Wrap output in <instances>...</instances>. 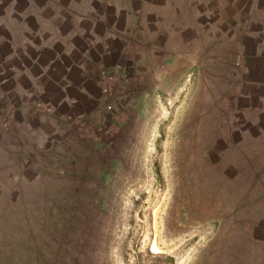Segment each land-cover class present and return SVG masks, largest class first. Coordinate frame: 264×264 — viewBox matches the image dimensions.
Instances as JSON below:
<instances>
[{"label": "rangeland", "instance_id": "1", "mask_svg": "<svg viewBox=\"0 0 264 264\" xmlns=\"http://www.w3.org/2000/svg\"><path fill=\"white\" fill-rule=\"evenodd\" d=\"M67 3L0 0L1 125L8 99L19 109L57 98L36 94L33 80L49 64V80L61 79L77 58L65 55L68 43L83 49L82 40L63 37L78 25ZM55 19H63L60 28ZM117 67L116 81L124 80L125 67ZM174 74L167 99L142 118L127 106L118 118L119 102L108 112L107 98L110 119L75 122L51 153L31 158L37 168L26 177L20 167L0 168V264H264V190H254L262 184L235 149L238 135L230 143L223 139L230 133L218 134L229 131L223 119L197 116V80ZM8 159L0 152L1 167L16 165Z\"/></svg>", "mask_w": 264, "mask_h": 264}, {"label": "crops", "instance_id": "2", "mask_svg": "<svg viewBox=\"0 0 264 264\" xmlns=\"http://www.w3.org/2000/svg\"><path fill=\"white\" fill-rule=\"evenodd\" d=\"M67 5L69 21L78 25L63 37L82 40L83 49L68 43L65 55L77 58L63 67L61 79L49 80L53 65L49 64L33 80L36 94L54 91L55 101L36 100L31 108L24 102L16 109L8 99L0 124L4 131L0 152L16 165L8 161L0 168L9 173L10 165L20 167L26 177L29 169L37 168L31 158L51 153L75 122L97 127L103 116L110 119L113 114L104 107L108 99L119 102V113L127 106L134 117L142 118L166 98L174 72L181 71L186 79L192 75L197 80V116L205 111L212 121L223 119L221 124L229 131L218 134L230 133L224 141L232 143L231 135H238L235 149L244 153L252 182L262 184L255 192H263L264 0H68ZM62 20L55 19V27L60 28ZM82 23L88 28L78 29ZM116 66L125 67L127 76L116 81L111 96L105 97L100 71ZM208 70L212 74L205 81L203 73ZM62 107L67 113H61Z\"/></svg>", "mask_w": 264, "mask_h": 264}, {"label": "built area", "instance_id": "3", "mask_svg": "<svg viewBox=\"0 0 264 264\" xmlns=\"http://www.w3.org/2000/svg\"><path fill=\"white\" fill-rule=\"evenodd\" d=\"M120 68H104L100 71V80H99V84H100V88L102 91L103 96L105 97H110L111 93V87L112 85L116 82V80L118 79V76L120 75ZM108 112H114L115 111V106L114 103L109 100V104H107L106 107Z\"/></svg>", "mask_w": 264, "mask_h": 264}, {"label": "bare ground", "instance_id": "4", "mask_svg": "<svg viewBox=\"0 0 264 264\" xmlns=\"http://www.w3.org/2000/svg\"><path fill=\"white\" fill-rule=\"evenodd\" d=\"M151 252L154 253V254H158V253H160V249H159L157 243H154V244L152 245Z\"/></svg>", "mask_w": 264, "mask_h": 264}]
</instances>
